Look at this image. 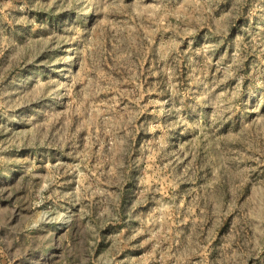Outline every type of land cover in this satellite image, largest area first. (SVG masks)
I'll list each match as a JSON object with an SVG mask.
<instances>
[{
    "label": "rangeland",
    "instance_id": "rangeland-1",
    "mask_svg": "<svg viewBox=\"0 0 264 264\" xmlns=\"http://www.w3.org/2000/svg\"><path fill=\"white\" fill-rule=\"evenodd\" d=\"M0 264H264V0H0Z\"/></svg>",
    "mask_w": 264,
    "mask_h": 264
}]
</instances>
